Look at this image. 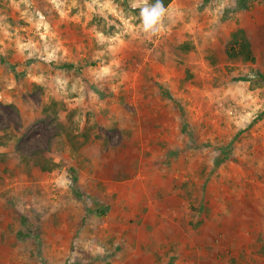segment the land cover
<instances>
[{
    "label": "rangeland",
    "instance_id": "rangeland-1",
    "mask_svg": "<svg viewBox=\"0 0 264 264\" xmlns=\"http://www.w3.org/2000/svg\"><path fill=\"white\" fill-rule=\"evenodd\" d=\"M151 5L0 0V264H264V0Z\"/></svg>",
    "mask_w": 264,
    "mask_h": 264
},
{
    "label": "trees",
    "instance_id": "trees-1",
    "mask_svg": "<svg viewBox=\"0 0 264 264\" xmlns=\"http://www.w3.org/2000/svg\"><path fill=\"white\" fill-rule=\"evenodd\" d=\"M173 0H162L164 9L172 2ZM156 0H152L154 5ZM234 41L229 43V48L227 54L230 58H238L242 62H253L255 57L252 52V44L250 40L244 35L242 29L238 30V33H235ZM37 87V85H36Z\"/></svg>",
    "mask_w": 264,
    "mask_h": 264
},
{
    "label": "clouds",
    "instance_id": "clouds-1",
    "mask_svg": "<svg viewBox=\"0 0 264 264\" xmlns=\"http://www.w3.org/2000/svg\"><path fill=\"white\" fill-rule=\"evenodd\" d=\"M165 9L162 0H156V3L151 6L144 7L141 10V17L143 21V30L146 33H154L157 31V25L160 18L164 15Z\"/></svg>",
    "mask_w": 264,
    "mask_h": 264
},
{
    "label": "crops",
    "instance_id": "crops-1",
    "mask_svg": "<svg viewBox=\"0 0 264 264\" xmlns=\"http://www.w3.org/2000/svg\"><path fill=\"white\" fill-rule=\"evenodd\" d=\"M12 238H14L15 240H16V237H12ZM16 243V242H15Z\"/></svg>",
    "mask_w": 264,
    "mask_h": 264
}]
</instances>
